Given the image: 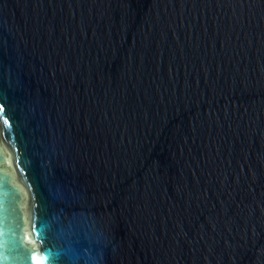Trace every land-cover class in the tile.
I'll use <instances>...</instances> for the list:
<instances>
[{
  "label": "water",
  "instance_id": "1",
  "mask_svg": "<svg viewBox=\"0 0 264 264\" xmlns=\"http://www.w3.org/2000/svg\"><path fill=\"white\" fill-rule=\"evenodd\" d=\"M0 109V264H264V0H0Z\"/></svg>",
  "mask_w": 264,
  "mask_h": 264
},
{
  "label": "snow or ice",
  "instance_id": "2",
  "mask_svg": "<svg viewBox=\"0 0 264 264\" xmlns=\"http://www.w3.org/2000/svg\"><path fill=\"white\" fill-rule=\"evenodd\" d=\"M0 110H2V109H0ZM37 234H38V236L40 235L39 232ZM50 259H51V254L46 252L45 255L40 258V260L38 261V264H48Z\"/></svg>",
  "mask_w": 264,
  "mask_h": 264
}]
</instances>
